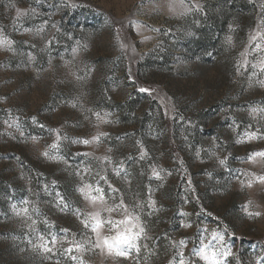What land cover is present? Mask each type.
Listing matches in <instances>:
<instances>
[{
    "label": "rangeland",
    "instance_id": "1",
    "mask_svg": "<svg viewBox=\"0 0 264 264\" xmlns=\"http://www.w3.org/2000/svg\"><path fill=\"white\" fill-rule=\"evenodd\" d=\"M194 4L202 10L185 11ZM261 21L264 0H0V30L14 41L0 47V264H179L180 252L205 264L192 249L220 248L214 232L232 251L221 248L220 264H264V157L249 159L264 152V113L249 114L264 109V72L252 67L264 53L242 67L240 55ZM85 184L140 216L139 251L92 247L82 221L99 205ZM100 215L120 220L124 209ZM41 235L61 243L33 248Z\"/></svg>",
    "mask_w": 264,
    "mask_h": 264
},
{
    "label": "snow or ice",
    "instance_id": "2",
    "mask_svg": "<svg viewBox=\"0 0 264 264\" xmlns=\"http://www.w3.org/2000/svg\"><path fill=\"white\" fill-rule=\"evenodd\" d=\"M183 2V0H181ZM193 10H202L200 4H194L192 8H188L185 6L186 12H191ZM33 13L35 12V9H31ZM27 15L26 11H21L20 9H17L16 16L17 18ZM259 40V42H257ZM226 44L229 46L233 43L232 36L226 37ZM255 42V47L249 51L248 47H245V50L241 52V56L243 59L242 66H246L250 63L248 60V56L251 55V53H264V21H261L260 24L257 25V30L254 32V34H250L248 44L251 45ZM14 44V41L9 39L6 35L3 34V31L0 30V47L7 48L9 51H12V45ZM77 52V49H73V53L75 54ZM252 67L254 69H260L261 72H264V56H261L257 63L252 64ZM237 71L239 72V67L237 68ZM77 79H80V77H77ZM262 87H264V81H257ZM141 91H146V89H141ZM76 105L73 104V107ZM257 112L264 113V109H258V108H251L250 109V115L255 116ZM97 116L98 120H101L102 122H107L106 117L110 115L109 113H105L104 117H101L99 113L95 114ZM35 120V118H33ZM58 133V130H55ZM107 135L106 133H99L98 135L94 136L89 139H83V140H74L73 143H82L85 145L91 144L92 142H99L101 136ZM248 139H258L260 138L257 132H250L247 133ZM35 139V138H34ZM61 139H67V137H60L59 134L57 135V141ZM242 141L238 140L237 143H240ZM139 143V142H138ZM50 148H57L58 145L56 142H54L52 145L49 146ZM44 156H47L51 159H62V157L59 156H50L49 152H44ZM146 153L141 151V159L144 158ZM254 156H261L264 157V152H257L252 153L249 156V159H252ZM105 160L108 159V157H104ZM225 159H221L219 163L221 165L225 164ZM117 175H119V171L116 172ZM153 176H156L159 178L160 173L157 171L156 168L152 169ZM261 181H264V176L259 177ZM101 180H103L105 183H107V177H101ZM109 188L112 189L113 192L117 191V189L112 188L111 185H109ZM80 193L84 196L86 200H88L93 206L99 205V210H97L94 213H90L89 216L82 221L85 228L91 227V230L96 235V241L94 244H92V247L99 248L102 251L106 252L108 255H112L115 257H129L130 250L135 248L137 251H139V246L137 244V241L146 235L145 226L141 222V218L139 215H133L131 212H129L127 206L124 204L123 200L120 201L118 205H115L114 207L108 206V199L106 198L105 190L100 188L99 186L93 188L91 185L85 184L83 187L79 189ZM93 193H96L95 195ZM23 203L27 204V201H24ZM251 203V202H249ZM150 205L155 206V201L150 200ZM124 209V215L123 218L120 220H115L111 216H109L108 219H103L100 215L101 211H105L109 214L118 211L119 209ZM13 209L16 210L17 215H27L28 214V208L25 207L23 209H16V205H13ZM245 212L249 215H260L259 212L252 213L248 212L247 206H245ZM187 215V214H185ZM36 222L32 221V224L34 225ZM184 227H189L190 225H183ZM107 228L108 232L115 231V235H105L101 231L102 229ZM67 231L66 229L64 230ZM214 236L218 237L217 243L220 244V248H216L214 251L210 252V249H212L214 246L211 244H203L199 248H193L192 254L195 257H198L200 260H203L205 264H220V261L217 260V256L221 255V248H224L225 251L223 252V256L232 255L231 247L227 245L225 241V234L224 233H213ZM40 243L34 244L33 248H39L45 253H51L54 251L56 245L58 243H61L57 239L56 236H52L51 244L52 247H49V241L45 239L44 236H39ZM74 244V247L76 250H81L84 245L79 242H72ZM84 243H90V241H85ZM185 244V241L181 240L179 242V246H183ZM73 248L70 246L67 249H64L65 252L70 253L72 252ZM180 260L179 264H192L191 261L185 260L183 256V252L179 253ZM72 259H76L75 256L72 257ZM171 264V261L169 262ZM257 264H262V261L260 258L257 260Z\"/></svg>",
    "mask_w": 264,
    "mask_h": 264
},
{
    "label": "trees",
    "instance_id": "3",
    "mask_svg": "<svg viewBox=\"0 0 264 264\" xmlns=\"http://www.w3.org/2000/svg\"><path fill=\"white\" fill-rule=\"evenodd\" d=\"M216 23H217V22H216V21H214V22H213V26H216V25H218V24H216Z\"/></svg>",
    "mask_w": 264,
    "mask_h": 264
}]
</instances>
